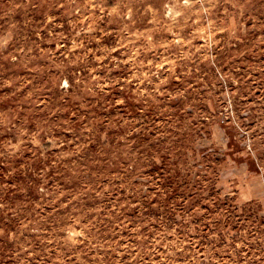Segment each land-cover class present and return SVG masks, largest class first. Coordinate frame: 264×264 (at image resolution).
Instances as JSON below:
<instances>
[{
    "label": "rangeland",
    "instance_id": "obj_1",
    "mask_svg": "<svg viewBox=\"0 0 264 264\" xmlns=\"http://www.w3.org/2000/svg\"><path fill=\"white\" fill-rule=\"evenodd\" d=\"M0 264H264V0H0Z\"/></svg>",
    "mask_w": 264,
    "mask_h": 264
}]
</instances>
